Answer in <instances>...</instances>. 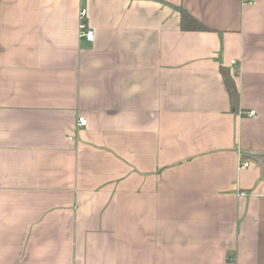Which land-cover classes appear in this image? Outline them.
<instances>
[{
  "label": "crops",
  "instance_id": "crops-1",
  "mask_svg": "<svg viewBox=\"0 0 264 264\" xmlns=\"http://www.w3.org/2000/svg\"><path fill=\"white\" fill-rule=\"evenodd\" d=\"M0 264H264V0H0Z\"/></svg>",
  "mask_w": 264,
  "mask_h": 264
},
{
  "label": "trees",
  "instance_id": "trees-1",
  "mask_svg": "<svg viewBox=\"0 0 264 264\" xmlns=\"http://www.w3.org/2000/svg\"><path fill=\"white\" fill-rule=\"evenodd\" d=\"M180 27L183 30H208V27L203 25L200 21H198L184 9L180 10ZM222 74L224 76V82L226 84L230 100L232 104L235 105L237 100V92L234 80L230 75H228L226 71H222Z\"/></svg>",
  "mask_w": 264,
  "mask_h": 264
},
{
  "label": "built area",
  "instance_id": "built-area-1",
  "mask_svg": "<svg viewBox=\"0 0 264 264\" xmlns=\"http://www.w3.org/2000/svg\"><path fill=\"white\" fill-rule=\"evenodd\" d=\"M86 14V10L85 9H81L80 12H79V19H80V22H79V25H78V28H79V37L80 38H83L87 41H92L93 38H94V32L92 29H89L87 27V25L82 21V19L84 18ZM231 64L235 65L236 62L234 60L231 61ZM237 69V68H236ZM234 72H236V70H234ZM246 115L248 117H255L256 116V111L255 110H250L246 113ZM86 124V120L84 117H79L78 120H77V126L78 127H82ZM241 167H246L247 166V163L244 162L240 165Z\"/></svg>",
  "mask_w": 264,
  "mask_h": 264
}]
</instances>
